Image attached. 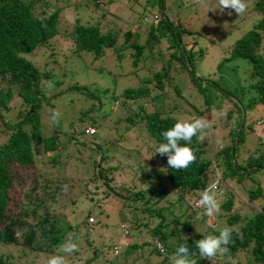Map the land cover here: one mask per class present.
<instances>
[{
	"label": "trees",
	"instance_id": "1",
	"mask_svg": "<svg viewBox=\"0 0 264 264\" xmlns=\"http://www.w3.org/2000/svg\"><path fill=\"white\" fill-rule=\"evenodd\" d=\"M38 1L0 0V244L18 246L20 252L17 253V259L25 256V253L34 254V257L40 253L61 255L63 251L60 247L53 248L57 244L62 245L67 235L66 243L73 242L72 225L70 222L63 224L56 217L53 219L57 223L53 224L47 215L72 205L76 199H63L64 189H70L71 182L78 179L81 172H85V175L91 172L89 180L92 178L93 183H89L93 186V192L98 188L96 182H100L104 186L101 199L113 197L120 205L116 210L118 225L123 228L125 224L127 230H123L126 232H133L134 229L136 232H133V240L130 239L116 251L112 250L116 240L111 235L112 240H105V236L98 232L97 239L93 240L85 232L78 234L80 241L76 244L79 251L71 255L62 254L67 264H174V255L181 245H187L191 252L196 253L197 264H264V179L260 183L251 176L255 171L264 170V149L255 148L241 155L247 129L251 128L250 123L245 121L248 119L245 105L251 108L259 103L264 107V0H247L248 9L256 17L232 39L222 57H237L247 62L246 89L252 91V95L245 96L243 102L236 96V100H225L228 105L222 107L224 115L221 114L217 119L214 118V112L221 107L215 104L210 108L206 88L193 73L185 43L180 44L178 31L170 23L166 26L171 32L172 41L176 46L180 44V47L168 51L165 59H162L159 58L162 54L159 47L153 48L152 45L153 38H156L152 26L146 28L145 32L128 27L107 28L104 23L101 28L98 24L80 23L74 18L69 28L58 30L56 9L46 13L37 4ZM56 34H62L69 40L70 63L77 59L84 62L86 58H97L105 48H110L116 61L114 63H127L124 76L132 73L138 75L139 71L135 85L122 87L114 84L109 88L101 76L95 80H78L74 76L76 69L71 70L68 65L62 69L58 63L56 67L59 66L60 70L56 72L52 71L53 66L39 69L26 55L51 44L50 40ZM169 46L166 43L165 47ZM153 53L158 54L157 57ZM147 58H150V62L143 65L142 61ZM173 66L176 72H185L190 86L203 97L204 105L197 112L190 110L188 104H177L180 90L173 80ZM49 81L53 86H47ZM56 99L75 109L65 118L64 128L62 124L53 123V112L50 115L42 110L44 107L58 106ZM112 104H115L113 112L110 111ZM232 111L235 112L233 120L230 118ZM54 112H58V109ZM208 115L211 127L225 129L221 140L212 139L213 147L209 150L206 141L193 137L190 147L197 160L186 170L171 169L167 164V156L156 153L159 145L165 142L162 132L177 121H193ZM105 118L125 121L123 132L135 129L142 134L138 136L139 141L135 142L138 144L135 149L126 147L134 154L124 152L125 163L119 160L128 177L127 182L123 181L119 186L120 189L109 184L112 181L110 172L120 164L104 166L103 163L113 158L112 149L117 146L121 136L116 134L108 144L104 136L99 140L92 138L87 141L88 144L78 139V135L93 136L99 127L105 129L102 120ZM44 120L50 122L49 133L42 131L43 125L47 127ZM88 126L93 128L89 134L85 132ZM236 131L231 155L230 144ZM142 146H146L151 153L150 161L157 158L161 166L159 169L145 171V164L139 162ZM49 151H55L47 155L52 167L57 165L61 157L70 158L75 164L57 170L51 167L48 171L51 175L46 173V179L44 171H36V163L39 156L41 158ZM84 152L96 153L98 157L92 159L88 166L82 156ZM244 175L253 183L243 187L242 198L245 202L236 200L231 191L223 189L225 198L219 202L221 208L216 215L218 222L224 218L226 225L221 222L224 228L232 230V243L224 253L217 254L213 259H202L195 242L204 236L218 235L224 228L222 225H218L219 228L207 225L204 209L193 207L191 203L200 198L217 176L220 181L230 180L242 188ZM82 185L86 187L84 183ZM218 186L221 187L220 184ZM89 194L85 193V196L91 199ZM247 203L252 205L251 209L243 205ZM123 209L130 212L129 217H122ZM197 212L200 213L198 216ZM88 215L87 212L81 220L86 231L89 229L86 225ZM33 224L39 235H35ZM22 225H27L26 231L18 236L15 228ZM139 232L147 235L149 240H136L135 236ZM115 234H112L113 237ZM85 248L88 252L84 251ZM220 257L226 261L218 262ZM0 264L20 262L0 253ZM22 264L29 263L24 261Z\"/></svg>",
	"mask_w": 264,
	"mask_h": 264
},
{
	"label": "rangeland",
	"instance_id": "2",
	"mask_svg": "<svg viewBox=\"0 0 264 264\" xmlns=\"http://www.w3.org/2000/svg\"><path fill=\"white\" fill-rule=\"evenodd\" d=\"M37 4L41 6V9L45 10L46 13L56 9L58 30L65 27L69 28V24L72 23L74 18H76V20H78L80 23L98 24L101 26V28L103 27L104 23V25L107 24V28L121 27L123 29L128 27L130 29H141L142 32H145L146 28L152 26L154 29V35H156V38H153L154 43H152V45L153 48L159 47V51L162 53H160L161 55L159 58L162 59H165L164 56L168 51L171 52L176 50L178 47H180V44L183 45L185 43V51L187 52L190 65L193 68V73L195 77L202 80L201 84L206 88V97L210 108L215 106V104H219L221 107L216 111V113L214 112L215 119L219 118L221 114L224 115V109L222 107L224 104L228 105L225 100H236L235 98L237 97L241 99V102H243L245 96L247 98L252 95V91H248L246 89L247 62L244 59L237 57L222 58L232 39L237 37L239 32L245 30L256 17V14L250 9L240 16H238V14H236L234 11L231 15H228V12L231 11L230 9H226L224 12H221L219 9L210 11V9L216 8L217 0H39ZM248 8H250L249 5ZM152 14H155L156 17H151ZM166 18L168 20H164ZM165 21L167 22L165 23ZM168 23H170L171 26H173V28L178 31L177 39L179 38L180 40V44L178 43V46H176L174 41H172L171 32L166 26ZM120 32L122 31H119V33ZM50 43L51 44L45 46L44 48L39 47L34 52L26 55V58H28L39 69L53 66V68H51L53 72L60 70L58 68L59 66L56 67V63H58L62 69L67 67H64V65H68V67H70L69 69H76L74 76H76L78 80L82 78L95 80L96 77L101 76L109 88H112L114 84H116V86L122 87L125 85H135V82L137 81L139 71H137L138 75L132 73L130 75L124 76V70L127 69V67L124 66L127 65V63H114L116 61L113 59L112 50L110 48H105L103 54L97 58H91L90 60L86 58L84 59V62L81 61V59H77L73 63H70L71 52L69 51V40L65 39L62 34H56L53 38H51ZM166 43L170 45L167 48L165 47ZM155 44L157 46H154ZM157 55L158 54L153 53L154 57H157ZM149 62L150 58H147L142 61V64L148 65ZM72 66L75 68H72ZM84 66H87L88 69L83 68ZM171 69L173 70V72L171 70L173 80L178 85L180 90V101H178L177 104H188L190 110L197 112L198 109H200V106L204 105L203 97L195 91L193 86H190V81L185 72H176L175 66H173ZM115 71L116 73H113ZM55 89L58 90L57 88ZM167 91L170 92V90ZM57 97L58 96L55 98ZM181 100L183 102H181ZM60 101L61 100L57 101L56 99V104L58 103V106L56 105L52 108L44 107L42 110L49 114L50 112H54L55 109H58V112L61 113L59 124H62L61 127L64 128L65 118L70 116L75 109L71 106H67L65 102ZM145 105H147V102H145ZM114 110L115 104H112L110 106V111L113 112ZM64 112L65 115L63 116ZM123 112H125V110ZM230 114V118L233 120L235 117V112L232 111ZM245 116L248 118L245 121L246 123H250L251 128H249L251 130L247 129V134L245 133V140L242 143L245 152L241 151L242 156L251 150L254 151L255 148L258 150L264 149L263 105L256 103L251 106V108H248L245 105ZM201 118L206 119L208 122L210 121L209 115L207 117L202 116ZM102 120L105 122V129L99 127L96 130V134L93 136L78 135V139L84 141V144H88L87 141L90 139L95 138L96 140H99L104 136L106 137L105 140H107L106 142L108 144V141L113 139L116 134L120 135L121 138L119 143L116 147L114 146V149H112L114 151V154H112L113 158H116H111L109 162L103 163V165H113L116 163L120 164L121 162L125 163L126 160L123 158L124 152L134 154L131 152V150H129L130 148L126 149V147L135 149L138 146V144L135 142L139 141L138 136H141L142 134L135 129H128L123 132L122 125L125 124V121L119 120L117 122L115 121V118H105ZM44 122L47 124V127L45 128L43 125L42 131L44 133H49L50 122L48 120H44ZM224 130V128L217 126L210 127L209 129H206L200 133L201 139L204 142L206 141V147H208L209 150L213 147L211 140H221ZM257 135L259 136L258 140ZM141 149L142 150L139 154V162L145 164V171L159 169L161 166L158 165L159 161L157 158H152L153 161H150L151 153L147 150L146 146H142ZM208 149L207 152H209ZM54 152L55 151L46 152L41 158H39L40 156H37L36 171L39 173L44 171L43 176L46 179H48L46 173L48 174V171L52 167L51 163L47 160V155H50ZM82 156L85 159V164L89 166L90 161L97 158L98 154L84 152ZM60 159L61 160H57V165L52 168H56L57 170L61 167L63 169L64 167H68L70 164H75L74 160L70 158L63 159L61 157ZM63 160H65L64 163L62 162ZM119 160L121 162H119ZM76 166L74 165V167ZM76 169L77 167L75 170ZM89 171L91 170L89 169ZM125 171L126 169L122 167V164H120L115 170H112L110 172L112 181H110L109 184L114 186L116 189H120L119 186L123 183V181L127 182L126 180L128 177L126 178ZM70 174H73V172ZM263 174L264 171L260 170L255 171L251 176L256 178L258 182L262 183L264 179ZM48 175L50 176L51 174L49 173ZM89 175L91 177V172ZM89 175H85V172H81L78 175V179H74L71 182V187L69 186L70 189H67L68 187L64 189L66 192L62 196L63 199L66 200L68 197H70L75 198L76 201L71 203L72 205L66 206L62 210H58L53 212V214L47 215V218L49 221L51 220L53 224L57 223V221L53 219L54 217L66 225L70 222L72 225L70 230L73 236L71 239H73V242L75 243L80 241V238L78 237L84 232L86 233L87 237L93 240L97 239L96 236L98 232L101 233L102 236H105V240H112L109 235L117 240L118 236L122 233V229L118 225V217L116 213V210H118L117 207L120 205H118V201L113 197L101 199L102 189H104V186L100 182H96L98 188H96L95 192H93V186L89 183L92 182V178L89 180ZM244 176L245 177L241 181L242 188L237 183L230 182L229 180H225L223 182L227 188H225V185H222L221 188L225 191L230 189L236 200L242 199L243 201V187H249L253 185V183L249 181V177L247 175ZM134 177H137V175ZM51 178L53 179L54 176ZM83 183L84 186H86L85 188L82 185ZM218 188L219 186L216 189V197L219 202L224 200L226 193L225 191H223V193L220 192L221 188L220 190ZM122 192L125 191L122 190ZM85 193H90L88 196L91 197V199L85 196ZM186 199L187 198H185V200ZM243 205L248 206L249 204ZM249 207L252 206L250 205ZM71 208L73 209L72 212ZM123 210L124 213L122 217H129L130 212L126 211V209ZM87 212L93 216L95 222L94 224L86 223L88 227L92 228L91 230L88 229V231H86L87 228L81 223V220H83ZM199 214L200 213L197 212V216ZM221 222H224V224L226 223L224 218L220 220V222L215 219L212 221L211 226L222 225V228H224V225ZM205 223L210 225L207 217ZM124 225L125 224H123V229L126 228ZM33 226L35 227L34 224ZM26 228L27 225L16 227V234L18 236L22 235V233H25ZM34 231L35 235H39L38 229H36V227L34 228ZM115 232L117 234H115L113 237L112 234ZM133 232H136V229H134ZM133 232H126L128 239L133 240V236L135 235ZM67 233L69 234L70 232ZM67 237L66 239H63V244H65L68 240ZM135 239L138 241L140 239L149 240L148 236L142 232L136 234ZM57 245L53 249H59V247L61 248V244L58 246ZM154 246H156L155 242ZM50 249H52V247H50ZM84 251L88 252V249L85 248ZM19 252L20 248L18 246H13L12 244H0V253L11 256V259L17 260L20 262V264H22L24 261L28 262L29 264H47V261L50 257L53 255H59L58 253H40L39 256L36 255L34 257V254L30 255L25 253V256L17 259V253ZM144 253L145 251H143V254ZM62 254H64V252H62ZM222 261H226V259L220 257L218 262Z\"/></svg>",
	"mask_w": 264,
	"mask_h": 264
},
{
	"label": "clouds",
	"instance_id": "3",
	"mask_svg": "<svg viewBox=\"0 0 264 264\" xmlns=\"http://www.w3.org/2000/svg\"><path fill=\"white\" fill-rule=\"evenodd\" d=\"M216 9H219L221 12H224V10L226 9H230L231 11L228 12V15H231L234 11L236 14H238V16H240L247 11L248 3L247 0H217L216 8L210 9V11H214ZM151 17H156V15L152 14ZM47 86H53L52 82L49 81ZM60 118L61 113H52L53 123L59 124ZM210 127V123L204 118H198L193 121H177L171 128L162 132V137L165 142L159 145L156 153H159L161 156H167V164L171 169H175L177 171L186 170L197 160V156L194 150L190 147L193 137L201 138L199 134L206 129H209ZM182 141L184 142L183 144H181ZM249 170H252V168H249ZM224 181L225 180L220 181L217 176L216 179L208 185V188L203 191L200 198L194 199L191 203L193 207L204 209V215L208 218V222L210 225L212 221L216 219V215L221 208L219 202H221L222 200L218 202L216 197V189L218 187V184H220L221 186L225 185L223 183ZM220 188L221 187H219L218 189L220 190ZM225 188H227L226 185ZM228 191L231 190L229 189ZM220 192L223 193L222 188ZM248 208L251 209L252 207ZM88 217H91L92 220L89 221ZM86 223H95L92 215L89 214L88 216H86ZM88 228L91 229V227ZM121 229L122 233L118 236L116 242L113 243V251H116L122 245L127 244V242L130 240L126 235V230H123V228ZM230 243H232V230L230 228H224L219 231L218 235L204 236L203 239L196 241L195 247L202 259L211 260L216 257L217 254L224 253ZM61 250L64 253L71 255L75 252H78L79 248L76 243L69 241L66 244L61 245ZM195 256L196 253L191 252L190 248L187 245H181L177 248L174 255V264H197ZM47 264H67V261L62 255H53L48 259Z\"/></svg>",
	"mask_w": 264,
	"mask_h": 264
},
{
	"label": "water",
	"instance_id": "4",
	"mask_svg": "<svg viewBox=\"0 0 264 264\" xmlns=\"http://www.w3.org/2000/svg\"><path fill=\"white\" fill-rule=\"evenodd\" d=\"M237 131H238V130H237ZM237 131H236L235 135L233 136L232 141H231V144H230V154L232 153V147H233L234 142H235V140H236V134H237Z\"/></svg>",
	"mask_w": 264,
	"mask_h": 264
},
{
	"label": "built area",
	"instance_id": "5",
	"mask_svg": "<svg viewBox=\"0 0 264 264\" xmlns=\"http://www.w3.org/2000/svg\"><path fill=\"white\" fill-rule=\"evenodd\" d=\"M85 131H86L87 133H91V132L93 131V129H92L91 127H87V128L85 129ZM88 220L91 221V220H92L91 217H88Z\"/></svg>",
	"mask_w": 264,
	"mask_h": 264
}]
</instances>
